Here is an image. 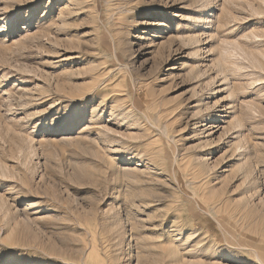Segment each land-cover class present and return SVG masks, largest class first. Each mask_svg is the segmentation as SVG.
I'll use <instances>...</instances> for the list:
<instances>
[{
  "label": "rangeland",
  "instance_id": "374dc122",
  "mask_svg": "<svg viewBox=\"0 0 264 264\" xmlns=\"http://www.w3.org/2000/svg\"><path fill=\"white\" fill-rule=\"evenodd\" d=\"M0 264H264V0H0Z\"/></svg>",
  "mask_w": 264,
  "mask_h": 264
},
{
  "label": "bare ground",
  "instance_id": "6f19581e",
  "mask_svg": "<svg viewBox=\"0 0 264 264\" xmlns=\"http://www.w3.org/2000/svg\"><path fill=\"white\" fill-rule=\"evenodd\" d=\"M208 5V4H207ZM128 10V9H127ZM133 10V9H132ZM131 10V11H132ZM128 19V18H127ZM132 20H133V17L131 18ZM212 121H214V120H212ZM212 121H210V122H212ZM237 133V135H241V133L240 132H236ZM240 156H242V155H240Z\"/></svg>",
  "mask_w": 264,
  "mask_h": 264
}]
</instances>
